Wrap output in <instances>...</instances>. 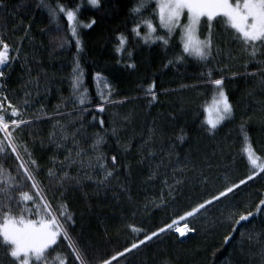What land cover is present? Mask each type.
Wrapping results in <instances>:
<instances>
[{
  "label": "trees",
  "instance_id": "obj_1",
  "mask_svg": "<svg viewBox=\"0 0 264 264\" xmlns=\"http://www.w3.org/2000/svg\"><path fill=\"white\" fill-rule=\"evenodd\" d=\"M140 2L99 0L94 6L90 0H0V38L10 48L0 93L20 108V119L31 122L13 132L15 143L47 200L56 208L64 205L71 216L64 223L70 240L60 237L59 247L49 250V264L57 253L68 264H79L70 241L88 264H100L152 232L158 235L113 264H264V212H257L264 199V173L247 179L252 166L242 151L241 132L243 125L256 155L264 159V88L259 76L249 75L260 65L215 23L213 56L205 62L184 54L178 62L179 29L167 45L157 40L166 30L153 15L156 5L141 16L133 11ZM57 4L77 11L76 36L65 15H50L49 7ZM145 18L157 26L148 42L147 27L141 24L139 36L133 32ZM207 34L202 23L201 39ZM256 59L264 60V55ZM209 69L212 79L223 78L233 105L232 117L216 129L205 123V108L216 91L206 83ZM152 84L155 100L147 92ZM61 125L67 139H62ZM98 137L103 143L93 151ZM81 149L86 155L75 163L66 159L70 153L75 159ZM97 156L103 157L99 163ZM19 163L10 148L0 153V165L23 185L13 195L35 194ZM105 169L113 173L107 179ZM65 173L70 178L61 181ZM234 184L239 187L232 193L176 225L187 223L193 231L180 236L176 226L166 228ZM248 212L254 215L237 225ZM161 228L165 231L159 232ZM6 251L0 247V262L14 260Z\"/></svg>",
  "mask_w": 264,
  "mask_h": 264
},
{
  "label": "snow or ice",
  "instance_id": "obj_2",
  "mask_svg": "<svg viewBox=\"0 0 264 264\" xmlns=\"http://www.w3.org/2000/svg\"><path fill=\"white\" fill-rule=\"evenodd\" d=\"M92 5H98L99 0H90ZM156 7L153 15L158 18L159 27L166 30L165 36H156L157 40L162 41L165 45L169 43V39L179 29L180 40L182 44V54L176 58L178 62H183L185 55L194 57L198 61H208L213 56L214 40H213V24H219L224 27L226 31L233 34V39L238 42L242 48L241 51L249 57V60H254L260 65L257 72L250 73L251 76H259L258 84L264 88V60H257L258 55H264V0H141L140 4L133 9L137 15H143V10H146L152 4ZM50 15L57 18L63 14L67 18L71 34L77 35V11L65 8L63 5L57 4L56 8L49 7ZM187 23H182L181 18L185 17ZM92 23H95L93 21ZM207 26L208 34L201 39V25ZM141 24L148 29V35L144 37L145 42L153 36L157 31V26L153 24L151 18L143 19L140 24L133 29L136 35H140L139 28ZM91 27V24L86 25ZM79 47L80 41H76ZM124 43V38L121 37V44ZM9 45L0 38V68L10 60ZM218 51V49H217ZM172 63V61H169ZM77 71L79 66L77 65ZM82 74V73H81ZM4 76V71L0 70V77ZM99 76V74H97ZM207 84L215 86L216 91L213 94L212 102L205 108L208 116L205 123L210 129H216L217 126L224 120L232 117L233 105L229 102V97L223 89V78L212 79V70L207 72ZM81 82L79 78L76 79V90L79 89ZM155 84L148 87L147 92L151 95L152 100L156 99L154 91ZM85 95L81 94L79 103H85ZM102 95V94H101ZM7 102V105L5 104ZM27 101H25V107ZM103 111V108L100 109ZM22 115L20 108L8 101L7 96L0 93V133H3L4 139L0 140V153H5L8 148L11 153L15 154V159L20 161L19 169L23 170V176L26 181H31V188L35 190V194L27 191H21L19 196L13 195V192L22 188L23 185L17 183V177H13L3 165H0V247L6 248V255L10 254L14 260L7 262H0V264H49V257L51 255L49 250L55 251L53 246L59 247L57 244L60 237L63 235L64 239L70 240L69 234L64 227V223L71 220V216L64 210V205L54 207L46 198L45 192L39 187L33 172L29 166L21 159L18 146L15 143L13 132L21 126H26L30 121L20 119ZM101 125L103 121L100 122ZM61 132L64 133L62 139L68 138L66 126L61 125ZM79 131V130H77ZM241 132L244 133V148L242 151L247 154L248 161L252 166V175L248 176L251 180L257 173H264V159L257 156L249 138L244 131L243 125ZM75 140V133L71 134ZM7 141V144H5ZM103 143V138L98 137L92 144L91 148L96 151ZM25 151L27 149L25 148ZM29 157L31 154L28 153ZM75 159H72V154L66 159H71L75 163L76 159H80L86 155V150L81 149L75 152ZM103 159L102 156H97V163ZM112 163L115 165L116 157H112ZM29 164L36 165V161L29 159ZM91 164V161H89ZM81 165L83 161L81 160ZM104 167V165H100ZM106 171L105 179L111 177L113 173ZM19 174V173H18ZM54 173L49 170V176ZM65 178H70L65 173L61 177V181ZM245 180H241L240 184H245ZM239 185H232L226 188L225 191L219 193L218 196H213L210 200H206L197 207L192 208L191 211L185 213L184 216L179 217V220H173L172 224L166 226L167 229H172L179 221H186L187 217H192L199 213L206 206L211 205L213 201H218L221 197H226L232 193ZM27 202L32 203V207L27 206ZM21 205H24L21 207ZM264 199L260 200L257 206V212H264ZM26 215H36L37 220L26 219ZM254 214L248 212L241 214L239 219L235 221L239 225L242 221H248L249 217ZM134 232L140 229L133 228ZM165 228L159 229V232H164ZM175 231L180 236H184L187 232L193 231L185 223L183 228L175 227ZM158 235L157 232H152L151 235L145 234L144 240L139 241V244L132 243L130 248H125L122 252H117L111 256L110 259H101L100 264H113L118 257H123L125 253H130L133 249H137L139 245H143L145 241H150L153 237ZM249 239L252 236L249 235ZM74 254V259L79 261V264H88L85 255L73 242L68 245ZM51 264H68L67 258L57 253L52 257Z\"/></svg>",
  "mask_w": 264,
  "mask_h": 264
},
{
  "label": "rangeland",
  "instance_id": "obj_3",
  "mask_svg": "<svg viewBox=\"0 0 264 264\" xmlns=\"http://www.w3.org/2000/svg\"><path fill=\"white\" fill-rule=\"evenodd\" d=\"M182 18H184L185 23H187V19H185L186 16H185V17H182ZM182 18H181V19H182ZM210 104H211V103H210ZM210 104H209V105H210ZM207 116H208V113H207Z\"/></svg>",
  "mask_w": 264,
  "mask_h": 264
}]
</instances>
